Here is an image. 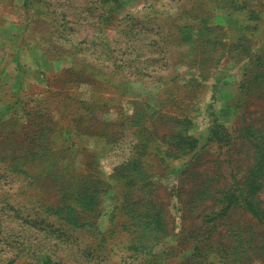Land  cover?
I'll return each mask as SVG.
<instances>
[{
	"label": "rangeland",
	"instance_id": "obj_1",
	"mask_svg": "<svg viewBox=\"0 0 264 264\" xmlns=\"http://www.w3.org/2000/svg\"><path fill=\"white\" fill-rule=\"evenodd\" d=\"M0 264H264V0H0Z\"/></svg>",
	"mask_w": 264,
	"mask_h": 264
},
{
	"label": "trees",
	"instance_id": "obj_2",
	"mask_svg": "<svg viewBox=\"0 0 264 264\" xmlns=\"http://www.w3.org/2000/svg\"><path fill=\"white\" fill-rule=\"evenodd\" d=\"M253 212H254L255 214H257V213H258V212H257L256 210H254V209H253Z\"/></svg>",
	"mask_w": 264,
	"mask_h": 264
}]
</instances>
